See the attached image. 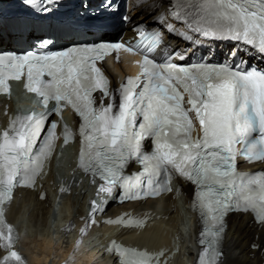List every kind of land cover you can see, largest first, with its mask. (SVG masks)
<instances>
[{
  "label": "snow or ice",
  "instance_id": "6c2138e0",
  "mask_svg": "<svg viewBox=\"0 0 264 264\" xmlns=\"http://www.w3.org/2000/svg\"><path fill=\"white\" fill-rule=\"evenodd\" d=\"M197 11L204 21L197 30L204 36L243 40L264 54V0H198ZM173 15L183 18L179 11ZM121 49L134 52L123 43H102L40 55H0V92H9L6 80H20L26 69V89L39 95L45 107L39 115H18L0 135V242L8 252L0 264H25L12 250L13 228L4 220L3 206L18 185H35L54 152L57 122H50L39 146L37 141L49 117L65 106L81 118L80 167L104 181L100 192L110 195L119 186L128 199L156 196L171 191L173 173L196 185L193 206L206 223L201 236L210 237L198 264H219L230 211H251L264 223V172L241 174L236 165L238 156L264 161V71L233 70L227 65H158L145 55L141 74L127 78L113 92L95 60ZM97 91L99 105L93 96ZM105 98L110 101L106 105ZM49 101L55 107L49 109ZM190 112L202 129V136L195 139ZM72 135L65 125V143ZM149 137L155 140V150L142 156L147 183L139 177L126 178V164L141 156V142ZM97 210L102 209L93 202V212ZM108 222L129 227L145 223L140 218ZM200 243L205 244V239ZM117 250L125 264H158L146 251L123 246ZM130 252L136 260L127 259Z\"/></svg>",
  "mask_w": 264,
  "mask_h": 264
},
{
  "label": "bare ground",
  "instance_id": "6f19581e",
  "mask_svg": "<svg viewBox=\"0 0 264 264\" xmlns=\"http://www.w3.org/2000/svg\"><path fill=\"white\" fill-rule=\"evenodd\" d=\"M162 3L163 0H150L139 6V12L135 13L139 14L142 21L149 22L157 14L153 12V8ZM174 42L178 44L180 41ZM132 72L133 69L125 62L113 65L111 70L106 69L114 84L117 76ZM4 110L13 111L12 104L1 103V123L6 121ZM68 153L70 156L69 150ZM75 163L76 161H71L69 157L65 167L61 166L60 172L57 171L58 174L51 163L48 176L35 190H17L8 204L6 216L19 234L18 247L26 258V264H120L121 258L113 251V242L146 252L161 249L166 253L164 256L175 248L178 252L171 253L168 258L170 264H195L200 227L197 214L188 208L191 195L189 187L185 188V196L179 199L170 196L145 203L121 205L116 208L113 206V209H110L111 204H108L107 213L113 210L114 214L119 211L141 210L150 221L143 228L131 229L121 228L117 223L103 228L86 225V233L80 234V240L75 244V238L83 224L88 191L92 190L89 179H83ZM58 198L71 199L75 205L68 208L70 213L67 216L56 221L53 229L49 226L47 234L32 238V229L30 231L27 220L29 215L26 217V212H29L33 204L46 206L49 208V219L53 204ZM226 224L219 264H264V231L248 215H230ZM173 242L177 245L172 246ZM4 254L5 251L0 246V260Z\"/></svg>",
  "mask_w": 264,
  "mask_h": 264
},
{
  "label": "rangeland",
  "instance_id": "374dc122",
  "mask_svg": "<svg viewBox=\"0 0 264 264\" xmlns=\"http://www.w3.org/2000/svg\"><path fill=\"white\" fill-rule=\"evenodd\" d=\"M67 159H68L67 154L65 155L64 153H61L58 160V164L60 166L65 167L67 163ZM74 205L75 204L71 201V199L68 200L66 198H58L53 204L52 212L50 213V218L48 219L49 208L48 207L46 208V206L33 204L29 212H26V217L29 215V218L27 220H29L30 231L32 229L31 237L32 238L43 237L45 234L48 233L49 226H51L50 229H53L56 224V221L63 219L65 216H67L70 213V212L68 213V208Z\"/></svg>",
  "mask_w": 264,
  "mask_h": 264
}]
</instances>
